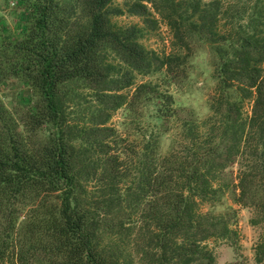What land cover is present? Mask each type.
<instances>
[{
    "label": "trees",
    "instance_id": "1",
    "mask_svg": "<svg viewBox=\"0 0 264 264\" xmlns=\"http://www.w3.org/2000/svg\"><path fill=\"white\" fill-rule=\"evenodd\" d=\"M15 1L26 19L18 37L0 38V84L20 81L32 103L0 101V264H215L208 244L234 247L238 232L201 207L230 188L262 230L253 253L264 264V0ZM125 15L143 27L113 22ZM161 22L163 56L142 44ZM194 43L208 48L215 81L201 122L156 84L135 83L183 79ZM136 100L157 102L163 133L178 125V152L162 154L158 138L132 148L110 125Z\"/></svg>",
    "mask_w": 264,
    "mask_h": 264
},
{
    "label": "rangeland",
    "instance_id": "2",
    "mask_svg": "<svg viewBox=\"0 0 264 264\" xmlns=\"http://www.w3.org/2000/svg\"><path fill=\"white\" fill-rule=\"evenodd\" d=\"M121 4V0H116ZM26 19L25 9L15 0H0V38L18 37L23 31ZM118 26L138 25L143 27L138 17L121 16L114 18ZM142 44L148 51L159 56L171 53V35L166 25L161 22L154 32H145ZM183 79H167L163 72L153 76H138L136 84L151 82L156 84L162 92H168L174 101V107L179 109L182 117L187 118L191 112L198 122L204 121L210 114L209 102L214 93L213 65L208 48L194 43L192 52L186 58ZM177 82V83H175ZM134 90L126 91L129 98ZM0 101L10 111L24 109L31 105V91L29 87L15 79H8L0 84ZM156 101L140 100L132 105L123 106L116 111L110 121L117 133L133 143L132 148H138L149 140L159 141V150L166 154L170 149L180 150L178 125L172 120L168 124V132L163 133L161 123L156 118ZM251 103H246L245 111L249 113ZM185 110V111H184ZM236 167L226 171V182L235 181ZM232 186V185H231ZM234 189L226 190L218 203L213 206L201 207L203 213H212L229 218L231 225L238 232L237 243L234 247L224 241L208 244L215 256V264H231L240 261L243 264H256L253 247L262 233L260 227L249 224L251 211L237 205L234 201Z\"/></svg>",
    "mask_w": 264,
    "mask_h": 264
}]
</instances>
